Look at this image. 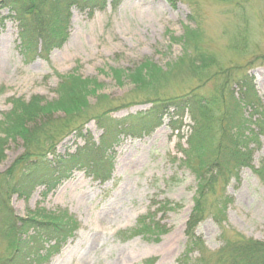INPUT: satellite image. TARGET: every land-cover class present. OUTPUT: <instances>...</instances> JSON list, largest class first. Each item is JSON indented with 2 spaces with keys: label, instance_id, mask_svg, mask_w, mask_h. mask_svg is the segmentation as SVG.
I'll list each match as a JSON object with an SVG mask.
<instances>
[{
  "label": "rangeland",
  "instance_id": "1",
  "mask_svg": "<svg viewBox=\"0 0 264 264\" xmlns=\"http://www.w3.org/2000/svg\"><path fill=\"white\" fill-rule=\"evenodd\" d=\"M15 14L0 9V121L12 107L11 98H62L60 75L92 79L87 100L102 106L114 101L110 116L117 120L147 111L154 99L183 95L197 85L208 91L213 80L203 82L200 69L194 73L189 64L178 63L195 46L214 57L210 72H248L264 105V0H107L92 13L71 7L68 38L48 59L21 54ZM186 26L195 31L194 40L184 35ZM145 60L164 75L136 85L130 75ZM65 107L69 113L75 105L67 102ZM175 111L162 113L161 124L153 129L133 125L131 118L128 128L106 141L102 129L89 120L80 128L81 136H65L50 157L69 159L82 147L104 145L106 166L101 170L111 174L108 180L97 178L91 160L80 156L70 178L52 191L38 186L28 196L14 193L7 199L16 220L51 215L65 226L62 233L51 232L54 225L46 219L40 222L44 232L27 229L22 235H32L41 245L40 264H145L148 259L150 264H180L197 176L183 161L192 120L189 113L177 117ZM23 151L19 138L9 141L0 173ZM259 161H264L263 136L253 151V162ZM225 193L229 201L223 223L207 216L196 228L206 247L214 251L222 245L223 228L264 240V186L257 176L244 167ZM3 216L0 209V224ZM144 216L154 222L150 229L128 238L121 234ZM5 254L0 238V258ZM29 254L27 264H37Z\"/></svg>",
  "mask_w": 264,
  "mask_h": 264
},
{
  "label": "trees",
  "instance_id": "2",
  "mask_svg": "<svg viewBox=\"0 0 264 264\" xmlns=\"http://www.w3.org/2000/svg\"><path fill=\"white\" fill-rule=\"evenodd\" d=\"M106 1L0 0V9L7 8L16 12L21 54L48 59L50 52L61 47L68 38L70 8L92 13L103 8ZM184 35H193L194 40L195 31L186 26ZM195 48L197 50L196 46ZM196 50L188 60L181 58L178 63L189 64L194 73L197 70L199 73L200 69L202 81L213 80V87L208 91H201V85H197L183 95L154 99L147 111L129 116L126 120L110 116L115 107L114 101L110 100L103 106L97 102L91 105L87 94H91L92 90L86 89L92 79H82L77 74L60 75L57 88L58 95L63 97L53 102L45 101L37 94L28 100L11 98L12 107L0 121V160L5 157L4 151L9 141L19 138L24 151L6 171L0 173V209L4 212L0 238L5 241L6 251L0 258V264H27L31 259L29 253L32 252L34 260L40 264L44 257V254L39 253L42 247L33 240L32 235H27L24 239V232H44L40 222L46 219L54 225L48 229L51 232L62 233L65 227L55 222L56 218L51 215L44 216L43 220L17 219L21 221L17 224L7 202L12 194L28 196L38 186H44L46 193L52 191L62 181L70 178L78 163L75 164V161L80 156L91 160V167L102 182L110 178L111 174L101 170L105 165L102 159L104 145H87L69 159L58 155L51 158L59 141L69 134L81 136L80 128L89 120L95 121L102 129L101 138L104 141L119 136L123 129L130 126L128 124L131 118L133 125L153 129L161 124L162 113L169 108L176 109L177 117L185 112L190 115L192 124L186 140L187 147L183 148V161L197 176L193 206L186 220L185 247L178 262L264 264V240L223 228L222 245L211 251L202 237L196 234L197 226L207 216H212L220 225L226 219L229 198L225 189L232 177H238L241 169L250 168L264 186V161L257 164L253 162V151L261 144V136L264 137V105L255 90L253 77L248 72H239L234 68H219L210 72L208 66L215 63L214 57ZM160 74L164 75L160 68L145 60L130 75V79L139 85L147 82L148 77L150 80H157ZM117 81H120V76ZM67 102L75 105L69 113L65 107ZM73 110L76 111L73 113ZM60 111L62 114H56ZM150 221L149 216L139 217L135 228L121 234L128 238L143 233L144 229H150L154 225ZM58 243L55 242L46 249L45 254ZM145 264H150V259Z\"/></svg>",
  "mask_w": 264,
  "mask_h": 264
}]
</instances>
